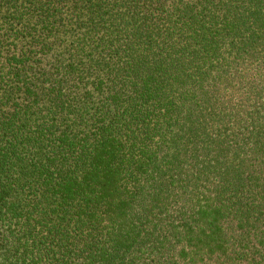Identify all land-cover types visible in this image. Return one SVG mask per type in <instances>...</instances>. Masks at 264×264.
Wrapping results in <instances>:
<instances>
[{"label": "trees", "instance_id": "obj_1", "mask_svg": "<svg viewBox=\"0 0 264 264\" xmlns=\"http://www.w3.org/2000/svg\"><path fill=\"white\" fill-rule=\"evenodd\" d=\"M0 264H264V0H0Z\"/></svg>", "mask_w": 264, "mask_h": 264}]
</instances>
